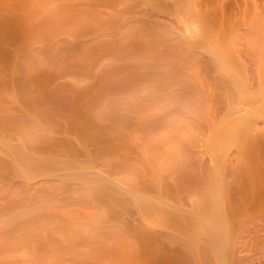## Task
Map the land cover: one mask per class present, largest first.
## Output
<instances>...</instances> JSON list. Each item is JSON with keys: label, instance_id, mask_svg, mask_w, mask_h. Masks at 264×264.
<instances>
[{"label": "bare ground", "instance_id": "6f19581e", "mask_svg": "<svg viewBox=\"0 0 264 264\" xmlns=\"http://www.w3.org/2000/svg\"><path fill=\"white\" fill-rule=\"evenodd\" d=\"M0 264H264V0H0Z\"/></svg>", "mask_w": 264, "mask_h": 264}]
</instances>
